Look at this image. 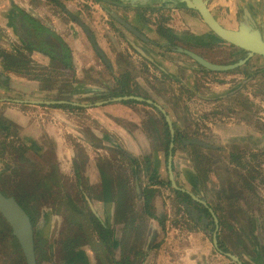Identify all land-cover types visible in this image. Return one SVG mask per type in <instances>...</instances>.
<instances>
[{"label": "flooded vegetation", "instance_id": "obj_1", "mask_svg": "<svg viewBox=\"0 0 264 264\" xmlns=\"http://www.w3.org/2000/svg\"><path fill=\"white\" fill-rule=\"evenodd\" d=\"M95 1L98 4L132 12L127 18L107 11L118 24L120 23L114 15L133 27L135 26L132 24V20L134 21L136 17L134 13H138L146 23L200 21L208 29L211 43L213 41L215 44L220 43L216 42L215 38L217 37L204 23L201 14L198 11L188 9L181 0H138L135 2L137 6H132L130 2L124 0ZM204 1L208 2V9L220 23L219 19L223 18L237 24L234 28L229 29H237L241 22L251 19L255 23L257 22L254 11L246 8L244 4H240L238 7L241 12L237 10L234 12L231 5L232 0ZM263 7L264 5L262 6V15L264 14ZM102 11H106L105 8ZM144 11H147V14ZM164 11H172L176 14L164 15ZM258 20L264 21V17H260ZM256 25L264 33L263 26ZM111 27L114 30L117 29L113 25ZM125 30L127 29L125 28ZM140 32L143 34L142 31ZM157 32L164 39L162 43L154 42L146 36L148 40L143 41L131 32L129 33L145 44H154L158 48L167 49L170 52L190 58L178 52V49L182 47H178L173 41L171 42L172 37L179 39L172 27L167 25V27L158 29ZM204 36L206 34L201 37ZM187 38L199 37L188 36ZM96 42L100 47L97 39ZM65 46L60 39L54 36L50 41L42 38L38 43V47L41 48L40 51H44L53 61L63 64L62 61L68 60L69 65H65L68 68H73L70 50ZM133 48L134 52L146 64L159 68L163 74L167 73L154 59L147 56L143 51L140 54L135 50L136 47ZM231 48L236 50L231 56L241 54L242 58L239 56V59L230 63L214 64L231 65L244 58L246 54L244 51L232 46ZM100 49L102 50L101 47ZM96 54L99 56L97 52ZM254 59L240 68L250 65ZM20 65L24 64L21 62L17 64L19 68ZM199 66L202 72L208 73H233L239 69L211 72L205 70L201 65ZM108 68L112 71L111 63ZM263 71L264 68H261V70L246 75L247 77L241 82L231 85L233 87L230 90L212 98V100H215L216 103H222L230 99L232 103L237 101L240 106L247 104L250 102L249 98H243L241 92L251 77L264 74ZM113 81L117 89L122 87L127 95H112L111 91H114V86H109L108 89L85 87L86 91H84L78 84L77 90L81 89L79 96L81 94H85L83 97H87L88 94L95 95L97 99L94 103L73 102L70 99H57L50 96L35 100L0 96L2 100H12L11 102L3 101L0 104L57 108L68 111L79 119L77 134L68 137L73 156L59 158L55 147L52 146L50 149L54 150L57 163L52 165L50 170L41 173L37 168L39 163L29 160V153H35L36 156L42 157L50 150L39 152L36 148L30 147V144L22 139L19 128L12 122L0 117V120L5 121V125L0 127V146L3 148L1 154H5V148H9V146L14 150V153H21L19 160L15 161L14 164L5 162L3 171L4 175L7 174L8 181H12V184L15 185V189L7 193L0 186V191L6 197L15 198L18 203L17 196L29 200L32 195L36 197V199L30 200L27 206L34 220L19 203L28 214L33 226L36 263L41 264L42 253L45 259L54 258V262H51L53 264H184V260L190 254L189 251H193V264H264V195H262L264 191L260 189L264 185V113H255L257 116L252 117L254 119L251 120L252 124L250 125L248 115L244 114L246 111L233 112L234 118L232 119L235 120L236 118L239 124L234 125H238V128L234 130L231 125L224 134H219L213 127L210 131L212 138L216 135H223V137L228 136L227 139L234 142L230 147L221 146L215 140H207L198 133L190 136L175 124L168 108H163L149 97L129 93L117 78H114ZM126 96L151 100L161 106L170 117L174 136L171 135L165 115L155 106L146 102L128 100L138 103L128 105L124 104L128 101H123L95 106L97 103ZM13 100L22 102L55 101L66 102V104L34 105L16 103ZM74 103L93 106L79 107L83 109L81 111L57 107V105L78 107L73 105ZM112 104L131 107L143 105L151 107L161 116L164 130L158 129L156 131V140L159 144L157 150L151 153L146 152L144 150L146 148H143L138 155L126 145V142L128 145L131 144L128 141V135L130 137L132 135L134 141L136 133L128 130L125 123L127 121L131 129L134 126V128L143 131L142 125L138 121L113 118L116 125L123 130L124 135H119L108 130L99 119L88 113L89 109L102 108ZM218 108L215 105L213 113H217ZM89 118L93 122L96 121V127L88 126ZM254 124L261 126L255 127ZM92 138L96 139L98 143L101 141L103 143L96 146L97 144L92 142L94 140ZM255 139L256 147L253 146V150L243 149L244 145ZM196 140L208 145V147L188 143ZM172 142L174 144L173 158L170 161ZM13 143L18 146L13 145ZM74 144L84 149L83 151L87 153L88 157L86 160H79L77 153L74 152ZM134 144L137 146L135 142ZM178 152H183L181 155L184 158L180 162L177 161ZM255 161L257 162L255 163ZM59 164L60 166L63 164L70 166L72 172L69 174L61 173L57 168ZM28 165L32 167L27 172L25 167ZM220 171L227 174L225 180H222ZM38 184L44 186L43 189H46L47 193L41 192L40 194L39 191H36V188L39 187ZM51 200L54 204L58 203L59 205L38 210V203L41 201L48 203ZM59 206L61 210L58 208ZM0 217L6 225L0 226V233L4 236L1 240L11 242L14 248L20 252L23 263L27 264L23 250L13 235L10 225L1 214ZM52 218L54 225L51 226L49 236V233L47 235L44 230L48 226V222L51 223Z\"/></svg>", "mask_w": 264, "mask_h": 264}, {"label": "rangeland", "instance_id": "obj_2", "mask_svg": "<svg viewBox=\"0 0 264 264\" xmlns=\"http://www.w3.org/2000/svg\"><path fill=\"white\" fill-rule=\"evenodd\" d=\"M50 1L55 3V5L57 6V12L62 15H67L66 12L68 13L72 10L73 12L78 11L82 15L84 13L85 15H88L89 19H93L94 13L102 12L103 17L101 21L107 23L109 28L111 27V25L115 26V28H117L116 29L117 31L112 29V27L111 30L115 32L116 36H118L120 40L125 42L129 47L132 48L136 47L142 50L147 56L154 59L156 63L159 66H161L163 70L167 72L166 74H163L162 71L159 70V68H156L153 65L146 64V62L143 61L134 52L133 50L134 48L133 49L130 48L132 52L136 54L137 57H139L140 59L138 67L132 72L133 73L132 76L134 77V80L136 81L135 78L138 77L140 79L139 81L140 83L137 84L138 87L134 88L133 92L131 91L129 93H132L137 96L149 97V99L156 101L163 108L165 109L168 108L175 124L179 126L182 130L187 132L190 136L194 135L195 133H198L201 135V137L206 138L207 140L213 139L216 141V143L220 144L221 146L230 147L234 142L227 139L228 136L223 137V135H216V137L212 138V136H210L211 129L214 127L219 134H224V132L228 131L229 127L232 125L233 129L236 130L238 128V125H234V124H239V123L237 122L236 118L235 120L232 119L234 118L233 112L235 111H239V112L246 111L244 114L246 116L248 115V118L250 120L249 121L250 125L252 124L251 120L254 119L252 117L257 116L255 113L257 114L264 113V74L256 75L253 78L251 77V79H249L246 82V85L244 86L245 88L242 90L241 95L243 96V98L248 97L250 102H248L243 106L241 105L242 107L240 106L239 103H237V101L235 103H232L230 99L225 100L222 103H216L215 100H212V98L230 90V88L233 87L231 85L236 84L237 82H241V80L245 79L248 76V74L250 75L253 72H256L257 70H261V68L263 69L264 59L260 57H256L254 60H252L251 64L248 67H244L243 71L240 70L233 73L202 72L200 70L201 67L196 62H194L193 60H191L186 56L179 55L175 52L174 53L170 52L167 49L158 48L154 44H145L137 40L133 35H131V33L125 30L124 27L118 24L107 12L109 11L113 14H118L120 16L123 15L128 18L130 14H132V12L130 11L119 10L118 8L104 5L101 3L98 4V2H96L95 0H55V1L50 0ZM240 4H244L246 8H249V10L254 11L257 20L260 17L262 18L264 17V14L262 15V6L264 5V0H232L231 5L234 12H236V10L238 12H241L240 8L238 9ZM104 8L106 11H102V9ZM163 14L172 15L176 13L172 11L169 12L164 11ZM69 15H71V13ZM76 18L75 21L77 22ZM80 21L93 32L92 28L85 21L83 20ZM77 24L83 30V28L80 26L78 22ZM149 24H154L159 26L158 29H161V27L164 26L167 27V25H169L170 27H172L173 31H175L178 34L179 39L175 37L171 38L172 41L176 43L178 47H182L184 49L193 51L201 55L202 57H205L207 60L213 63H223V64L230 63L231 61L239 59L238 58L239 56L240 58H242L241 54L237 56L236 55L231 56V54H234L236 52V50L231 48V46L229 47L221 43L215 44L214 41L211 43L210 39L206 40L203 37H201L207 33L202 32V29H200L199 27L197 28L196 25L190 22H181V23L161 22V23H149ZM236 25L237 24H233V27H235ZM206 30L208 29L206 28ZM112 31L109 32L112 33ZM142 32L146 37L150 38L154 42L156 41L162 43L164 41V39L161 36H157L158 34L157 32L152 33L150 30L142 31ZM164 34L166 36V32ZM188 36L199 37V38L188 39L187 38ZM57 39H60V41H62L61 38L57 37ZM88 41L90 43L91 48L94 50L93 45L91 44L89 39ZM198 43L199 44L201 43V45H198ZM94 54L95 55L93 56L95 62H97L99 66H102L104 68V71L107 74H109L107 72L109 71L108 66L104 64L102 59L96 54L95 50H94ZM2 55H4L3 56L4 58L1 57ZM0 57H1L0 61L2 63L6 62V65L8 66V71H5L6 73L12 75L16 74L18 76L20 75L23 77L24 75L26 77L29 76L30 77L29 79H31V77H37L38 79L41 78L45 86L51 89V92L56 89L54 93H51V95H47V97L50 96L52 98H57V99L60 98L70 99L73 102L90 104L95 102V99H97L95 97L97 96L88 94L87 97H83V95L85 94H81V96L79 95L77 96L78 97L77 99V97L76 98L74 97V93L72 92L73 90L72 88L74 87V85H78L82 83L89 88L108 89L109 87L108 82H111L110 87L114 86L113 90L117 89V86L115 85V82L112 79H108V77L105 78L101 74L96 73L95 71V69L97 68L96 63L90 65L91 68H93V71L91 72L89 77L87 76V81H85L82 74L80 73L79 74L81 76V79L80 77L78 78V73L76 68L74 67L68 68L67 67L68 65L66 66L64 64H60L57 61L51 63L50 69L46 68L45 71L44 69H40L38 71V70H34L33 69L34 67L26 65V63H23L24 65L22 66L20 65L19 68L16 65V60H13L14 58H18L17 55L11 56L9 54L6 55L3 53L0 55ZM28 60H30V62L33 61L31 58ZM90 61L92 62V60ZM120 64L122 65V67H129L128 65H130L127 59H121ZM112 75H114V73H112ZM90 82L94 85L89 84ZM239 99H240V95H239ZM215 105L219 107L218 108L219 111L217 113H213V111L215 110ZM132 108L136 114V120H139L138 122L142 125L143 131L134 128V126L131 129L126 121L125 126L128 127V130L136 133L135 135L136 138L134 141L132 135L131 137L130 135H128L127 138L131 144L128 145V142H126V145L135 154L138 155H139V151H141L143 148H146L144 149L146 152L153 153L155 150H157V146L159 145L156 140V135H157L156 131L158 129H160L161 131L164 130V126L162 122L163 120L156 111L152 110L151 107L136 105V106H132ZM255 120H257L256 117ZM95 122H96L95 120L93 122L89 118L88 126L96 127L97 124ZM254 126L260 127L261 125L254 124ZM118 141L120 142L119 139ZM92 142L97 144L96 146L103 143L102 141L101 143L100 142L98 143L96 139L92 140ZM134 142L137 144L138 148L134 144ZM255 142L256 139L250 140L248 144L244 145L243 149L247 151L253 150L252 147L253 146L256 147ZM13 145L18 146L14 143ZM73 146H74V152L77 153L76 155L79 157V160H86L88 158L87 153L83 151L84 149L78 147L75 144ZM2 152H3V148L2 146H0V186L4 191L9 193L15 189L14 188L15 185L12 184V181L10 180L8 181V177L6 176L7 174L4 175L3 173L6 165L5 162L9 164L12 163L14 164L15 161L19 160L21 153L19 152L14 153V150L10 148V146L7 149L5 148V154L3 153L2 155L1 154ZM181 153L183 152L177 153L178 162H180L182 158H184L181 155ZM29 160L39 163L37 165V168L40 170L41 173L43 171L50 170L51 166L57 163V159L54 155L53 149H50V151L47 154L43 155L42 157L36 156L35 153L30 152ZM256 162L257 161H255V163ZM31 167L32 166L29 165L25 167L27 169V172ZM57 168L63 174H69L72 172L70 166H67L65 164H63V166L62 165L60 166L59 164L57 165ZM224 173L225 172L220 171V174L222 175V180H225V178H227V174ZM260 189L264 191V185H262ZM260 193L262 194L261 190ZM262 195H264V193ZM57 205L59 204L58 203L54 204L52 200L49 201L48 203L41 201L40 203H38L37 208L38 210H40L41 208H46L48 206L57 207ZM58 208L61 210L60 206ZM53 225H54V220L52 218L51 223L48 222V226H46L44 230L46 231L47 235L49 233V236L51 233V226ZM0 226L2 227L6 226L5 221L1 219V217H0ZM2 236L3 235L0 233V264H24L20 252H18L14 248V245L11 242H8L6 240H5L6 242H3L1 240ZM46 257H47V253H46ZM50 260L45 259L41 253V264H53L51 262H54L55 259L52 258Z\"/></svg>", "mask_w": 264, "mask_h": 264}, {"label": "crops", "instance_id": "obj_3", "mask_svg": "<svg viewBox=\"0 0 264 264\" xmlns=\"http://www.w3.org/2000/svg\"><path fill=\"white\" fill-rule=\"evenodd\" d=\"M68 13L66 12L67 15L58 13L57 6L50 0H0V55L3 53L11 56L17 55L18 58L13 59L16 60L17 64L26 63V65L34 67V70L44 69L45 71L46 68L50 69L51 63L55 61L44 51H40L41 48L38 47V43L42 38L50 41L53 36H57L69 48L78 78L81 79L80 74H82L87 81V76L89 77L93 71L90 65L97 64V62H95L94 50L91 48L86 34L75 21L77 17L76 19L85 21L92 28L100 47L112 65V71L108 69L109 74H107L104 68L97 64L96 73L112 80L117 78L128 92H133L134 88L138 87L137 84L140 83V79L135 76V81L132 72L138 67L140 59L125 42L116 36L107 23L101 21L102 12L94 13L93 19H89L88 15L84 13L82 15L78 11L73 12L71 10ZM144 13L147 14V11ZM134 14L136 17L134 21L132 20V24L137 29L140 31L150 30L152 33L157 32L159 26L146 23L138 13ZM219 20L225 27L234 28L233 23L229 20L223 18ZM258 21L256 24L262 25L264 30V21ZM191 23L202 29V32L207 33L203 37L204 39H210L208 30L203 23L200 21ZM157 36L160 35L157 34ZM37 37L40 39H38L39 41H37ZM3 56L1 57L4 58ZM30 58L33 60L32 63L28 60ZM121 59H127L130 64L129 67H122ZM5 71H8V66L6 62L0 61V96L2 97L35 100L45 98L56 91L55 89L51 92V89L45 86L41 78L31 77L29 79V76L19 75V77ZM89 84L94 85L91 82ZM108 84L111 86V82ZM79 87L86 91L85 87L87 86L85 84L80 83ZM79 87L74 85L72 88L75 98L81 92V89L77 90ZM88 113L99 119L108 130L119 135H124L123 130L116 125L113 118L139 121L136 120V114L132 107L121 104L89 109ZM0 117L15 124L19 128L22 139L39 152H48L54 146L59 158L73 156V151L68 146V137L77 134L79 119L72 113L57 108L0 104ZM189 253L184 264H193V251H189Z\"/></svg>", "mask_w": 264, "mask_h": 264}, {"label": "water", "instance_id": "obj_4", "mask_svg": "<svg viewBox=\"0 0 264 264\" xmlns=\"http://www.w3.org/2000/svg\"><path fill=\"white\" fill-rule=\"evenodd\" d=\"M127 2H130L132 6H137L135 4L138 0H124ZM184 2L188 9L198 11L204 23L208 26L210 31L215 34V36L219 39L220 43L227 44L229 46L238 48L242 51H244L246 54L242 60L235 64L231 65H217L214 64L202 56L198 55L197 53H194L190 50H186L183 48H179L178 52L183 53L190 58H192L195 62H197L199 65H201L205 70L211 71V72H225V71H231L237 68H240L244 65H246L251 59L260 57L264 59V33L261 32L260 29L257 28L256 23L251 19L246 22H241L237 29H229L222 25L218 20H216L213 15L211 14L210 10L207 7V1L204 0H181ZM116 20L129 32L134 34L137 38L147 41L148 39L145 37L144 34H142L138 29L131 26L127 22H125L120 17L114 15ZM250 17V16H249ZM77 22L80 24V26L83 28V30L86 32L88 38L90 39L94 49L99 54V56L103 59L105 64L110 67V61L106 57V55L103 53V51L98 46L96 39L92 33V31L85 26L80 20L77 19ZM39 38L37 37V41ZM136 50L142 54V50L136 48ZM128 100H136L140 102H146L149 105L155 106L158 110H160L166 117L167 123L170 126V131L172 137L174 136V129L172 126V122L170 120V117L166 114V111L159 105L155 104L151 100H145L140 97L135 96H126V97H117L113 98L112 100L108 102H101L95 104V106H102L105 103L109 102H123ZM8 101L11 102L10 99H0V102ZM16 103H31L34 105H55V104H66V102H55V101H17L13 100ZM73 105L78 107H92L93 105H85V104H77L74 103ZM188 143L208 147V145L200 142V141H191ZM173 147L174 144L170 145V161L173 158ZM170 174L172 175V171L170 170ZM0 214L5 218L7 223L10 225L12 229V233L15 236V238L18 240L24 256L26 258L27 264H37L36 263V256H35V246H34V231L33 226L31 223V220L28 216V214L23 210V208L19 205L17 200L13 197H6L3 195V193L0 191Z\"/></svg>", "mask_w": 264, "mask_h": 264}, {"label": "trees", "instance_id": "obj_5", "mask_svg": "<svg viewBox=\"0 0 264 264\" xmlns=\"http://www.w3.org/2000/svg\"><path fill=\"white\" fill-rule=\"evenodd\" d=\"M216 39V42H219V39H217V38H215ZM171 42H172V39H171ZM66 47V46H65ZM244 53V52H243ZM66 54L68 55V51L66 50ZM51 55H53V54H51ZM66 55V56H67ZM66 61V60H65ZM65 61H62V63L65 65H69L68 63H69V61H68V63L67 62H65ZM250 63V62H249ZM249 66V65H248ZM248 66H246V67H248ZM243 69L244 68H239L238 70H235V71H240V70H242L243 71ZM264 72V71H263ZM111 94L112 95H115V96H125V95H127V93L125 92V90L122 88V87H120L119 89H117V90H114V91H111ZM134 103H138V102H135V101H128V102H124V104H128V105H130V104H134ZM57 107H60V108H66V109H73V110H83L82 108H79V107H73V106H66V105H62V106H58L57 105ZM3 125H5V121L4 120H0V127L1 126H3ZM170 135V133H169V130H168V136ZM168 143H169V141H168ZM38 188H36V191H39L40 192V194H41V192L42 193H47V190L46 189H43L44 188V186H42V185H39L38 184ZM17 199H18V201H19V203L22 205V207H24L25 209H26V211L28 212V214L32 217V220H34V217H33V215L31 214V212L29 211V209H28V202L30 201V200H34V199H36V197L34 196V195H32L31 197H30V200L29 199H27V198H24V197H22V196H17Z\"/></svg>", "mask_w": 264, "mask_h": 264}]
</instances>
